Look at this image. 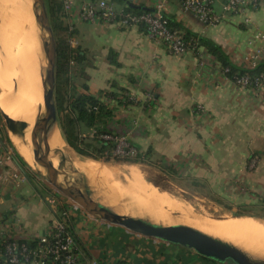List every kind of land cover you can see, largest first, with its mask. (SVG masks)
Segmentation results:
<instances>
[{"label": "crops", "instance_id": "1", "mask_svg": "<svg viewBox=\"0 0 264 264\" xmlns=\"http://www.w3.org/2000/svg\"><path fill=\"white\" fill-rule=\"evenodd\" d=\"M111 1L115 4L116 0ZM118 1L117 9H126L127 2L145 7L144 0ZM215 9L219 10V2ZM166 16L178 28L219 44L233 63L240 62L246 41L255 31L264 33V0L251 12V24L228 14L216 25H204L191 12H183L179 0L171 2ZM71 36V46L85 53L80 62L85 79L76 82L79 91L96 96L99 90L123 88L139 99L144 88L152 93L147 106L138 102L117 107L119 121L138 122V130L129 136L137 149L185 166L186 175L195 179L218 180L219 195L240 194L247 198L245 202L254 196L264 199V91L255 94L235 86L210 53L202 65L193 52L170 54L140 26L123 28L75 20ZM110 52L116 62L109 61ZM83 83L87 89L81 87ZM197 104L204 106L205 114L196 112ZM11 142L21 156L28 155L29 163L33 161L32 145L24 142L23 153ZM251 156L256 157V164L249 168ZM52 159L57 164L54 155ZM17 162L16 169L25 180L4 189L0 218L15 212L30 237L43 234L54 219L45 201L53 190L33 170ZM11 170L0 166V174ZM237 200L236 205H243ZM73 222L82 244L81 264H219L187 248L100 219L75 217Z\"/></svg>", "mask_w": 264, "mask_h": 264}, {"label": "built area", "instance_id": "2", "mask_svg": "<svg viewBox=\"0 0 264 264\" xmlns=\"http://www.w3.org/2000/svg\"><path fill=\"white\" fill-rule=\"evenodd\" d=\"M173 0H144V10L134 12L127 9H117L111 0H61L62 24L67 32H72L75 20H83L90 24H116L123 28L143 26L146 34L154 41L165 45L172 55H183L193 52L198 58V64H204L207 51L195 45L191 39L183 38V30L169 26L166 16L168 7ZM262 0H179L183 12H191L204 25H216L228 14H236L245 24H251V12ZM219 2V10L215 4ZM72 45L73 39L69 34ZM230 59V58H229ZM264 60V33L255 31L246 41L245 52L239 63L241 67H255ZM225 76L228 67L221 68ZM235 86L252 90L255 94L264 91V72L257 75L240 74L227 76ZM123 101L141 102L147 106L152 100V93L144 88L142 98L133 92H123L118 96ZM102 102L116 105L111 96H105ZM196 112L205 114L204 106L197 104ZM117 108L105 126L94 124L88 127L89 138L111 143L109 153L116 158H136L139 150L130 142L129 136L137 131L139 126L136 119L128 122L118 120ZM256 164V157L251 156L249 168ZM0 166L11 167L13 170L0 174V198L6 187L18 186L25 180L16 166L18 162L12 149L4 141L0 146ZM55 193V192H54ZM54 216L53 222L46 232L30 237L20 223L15 212L10 211L7 218H0V264H81L82 248L76 243L72 234L65 226L63 215L71 218H93L77 204L63 195L52 194L45 198ZM63 208V211L61 210ZM30 241L33 244L30 245ZM95 264V263H93Z\"/></svg>", "mask_w": 264, "mask_h": 264}, {"label": "rangeland", "instance_id": "3", "mask_svg": "<svg viewBox=\"0 0 264 264\" xmlns=\"http://www.w3.org/2000/svg\"><path fill=\"white\" fill-rule=\"evenodd\" d=\"M20 1L18 0V6L14 11L15 13H13L11 17L8 14L11 9L10 8L9 10L3 9L5 8V5L8 6L6 0H3L2 2L0 0V3L4 2L3 4H5V5L0 4V8H1L0 9V78H1L3 90L4 91L7 90L6 93H7L8 102H11L12 100H14L16 96V87L19 82L18 73L20 70L18 67L22 68L23 66L21 62L22 60L19 57V54L16 53V51L17 52L19 51L20 49L19 47L21 45L23 47L27 45L26 48L27 50L29 49L27 54L29 56H30V52H29L30 49H32L33 52L36 51L34 53L35 55L34 57H35L36 65L38 67V72L41 76H42L41 68L44 64V56L42 54L41 47L39 43L36 42L38 40V38L36 40V36L38 37V34L36 31L37 27H36L33 15L31 16L32 17L31 20L33 21V30L31 33L35 34L36 32L37 35H35V40H33L32 38L34 37V35L30 34V18L31 17H30V13L28 12V8L30 6V0H20ZM24 4H25V7L23 6ZM119 5H121L120 1L116 0L115 6H119ZM19 8L21 10L23 8L22 12L20 11ZM16 13H17V17H16ZM18 17H21V18H18ZM13 20H16V21H13ZM30 35H33V36H30ZM62 36H65V34L63 33ZM20 38H22L23 40ZM18 39H20V41H18ZM21 40L23 41V43ZM32 40L34 41V44ZM25 42L27 43L25 44ZM28 42H30V44H28ZM35 42L36 44L37 43L38 44L35 45ZM28 45H30V47H28ZM15 54L17 56H15ZM12 55H14L15 57ZM13 62L19 65L13 66L14 64ZM54 98H55V88H54ZM55 103H56V100H55ZM17 107L18 106L14 107V110H13L15 115L20 114V112L16 110ZM3 113L4 112L0 108V133L3 137V141L6 143V145L9 148L12 149L13 153L15 154L17 150L15 149L14 145L12 144L10 140L9 133L11 132L8 130V128L5 125V122L2 116ZM63 114H64L63 111H59V112L57 111L56 129L58 130L59 134L61 133L60 119L62 118ZM87 130L88 128H83V127L81 128V132L79 136L84 140L89 139L87 135ZM60 136L64 140L61 134ZM69 148L71 149V153L74 158L84 157V156L77 154L70 146ZM26 156L28 155L25 154V157ZM25 157L22 156V158H24L23 160L26 162L25 166L33 170L37 174V176H39L43 181H45L41 177L36 165L33 164V161L30 160V163H29ZM162 160L164 159H160V158H157V156L151 155L147 158L148 163L136 162L138 166L143 167L142 170H144V168L145 170H147V171L145 170L143 171L145 182H141V181L140 183L139 182L138 183L137 182H127V184H125L126 182L122 184L121 182H117L116 184L112 182L114 185H112L110 182H109L110 184H108V182L102 178H95V179L90 180L89 178L85 176V174L80 173L75 168L69 167L65 164L64 165L66 166V169L67 168L69 169L68 171L70 173L71 179L83 180L84 182L88 184V187L90 188L94 199L99 200L101 203L105 205L111 206L115 211L122 213V214L125 213V214L133 215V216H142V217H147L149 219H161V217H165L171 220V222H169L170 224L182 223V224L190 225L192 227H197L195 226L196 224H194V221H197V220L206 221V222H214L222 218L233 217L234 215H239V214L264 216V208H263L264 205L260 199L259 200L256 199L259 197L254 196L253 197L254 200L245 202L243 199L246 200L247 198H242L241 197L242 195L240 194L239 196H234V194H232L233 196L232 195H219L216 193L217 187L215 186L218 180L208 181V180H202V179H197V178L195 179L191 175L189 176L186 175L187 168L185 166L181 165L182 167H179L177 163H172L171 161H168V159L164 161ZM107 163H108L107 166H111L113 168H121V167H124L125 165L131 164L130 162H115L114 160H110ZM163 165L165 166L170 165L169 167L172 170H167V171L162 170L161 166ZM105 183L109 185L107 188H109L110 185L112 186L111 187L112 189L109 188V190L111 189L112 191H108L106 189L105 186L107 185ZM47 185L51 187V190H53L51 195L52 194L63 195L58 190H56L54 187L49 185L48 183ZM137 189L139 191H137ZM150 194H152V197L156 195L155 196L156 200L153 199L150 202V204L149 202L148 203L146 202L144 204V202L139 199L141 195H143L145 198H149L151 197ZM131 196L133 197L132 199H131ZM237 199L239 200V202H241L242 200V202H244L243 205L241 204L236 205ZM129 201L134 202V203L130 205V203H128ZM146 205L147 207H145ZM143 206L145 208H143ZM182 219H184V221ZM239 223L245 224V225L239 226L237 228L236 227L227 228L224 231L217 232V234L220 236L221 239L232 242L233 244L239 246L240 248L248 251L250 254L264 256V242L259 241V238L260 237L262 238L263 236L262 234H258V236L255 235L253 236V238L249 239L248 241L244 239L240 241L239 245L234 243L235 242V240H233V238L235 237L234 233L238 234V233H241L247 230H253L257 228L256 226H255L256 228L249 227V226L247 227L248 224L245 222H239ZM239 235L240 234L236 236H239ZM256 238H257V242H256ZM253 239L255 240L253 241Z\"/></svg>", "mask_w": 264, "mask_h": 264}, {"label": "water", "instance_id": "4", "mask_svg": "<svg viewBox=\"0 0 264 264\" xmlns=\"http://www.w3.org/2000/svg\"><path fill=\"white\" fill-rule=\"evenodd\" d=\"M127 4L134 6L130 2ZM31 10L44 56L42 66L43 105L32 128V156L34 164L45 182L68 197L93 218L121 226L132 233L187 248L199 256L219 264H264V258L252 255L232 242L207 234L190 225L164 224L147 217L119 213L111 206L94 199L86 182L71 179L69 169H66L64 164L58 162L54 165L52 161L48 160V134L57 127V109L54 98L56 39L47 1L32 0ZM2 116L8 130L17 134L15 125L18 123H15V120L5 113ZM22 125L24 124L22 123Z\"/></svg>", "mask_w": 264, "mask_h": 264}, {"label": "trees", "instance_id": "5", "mask_svg": "<svg viewBox=\"0 0 264 264\" xmlns=\"http://www.w3.org/2000/svg\"><path fill=\"white\" fill-rule=\"evenodd\" d=\"M46 1L52 28L56 37L55 100L57 111L64 112L62 118L60 119L62 137L68 146L72 147L77 153L84 155V157L87 156L93 160L100 162H109L110 160H114L115 162L148 163L147 158L150 156L149 151H142L138 149L140 152L138 156L133 159L116 158L112 157L109 153L111 143L94 138L84 140L79 136L82 127L88 128L94 124L105 126L118 106H128L132 104V102L123 101L118 98L121 93L127 92V90L123 88L99 90L96 96L81 92L77 89L76 82L78 79H85L83 70L80 67V62L85 57L84 50L79 47H73L70 44L69 34L71 32H67L62 24L60 12L62 6L61 0ZM126 9L134 12H141L145 8L142 6L128 5L126 6ZM169 26L174 29H181L178 28L176 23L170 22V20ZM64 32L65 36H62L61 33ZM183 38L186 40L191 39L195 42L196 47L200 46L206 49L208 53L214 56L215 60L219 63L220 68L228 67L226 75L229 77L240 74L257 75L264 72V60H261L255 67H241L233 63L229 59L228 55L223 51L221 46L209 38L184 30ZM108 59L110 62H116L113 58H111V52ZM81 87L83 89H87V85L85 83H83ZM105 96H111L116 105H109L102 102V99ZM0 139L3 141L1 134ZM15 157L21 164H26L17 152L15 153ZM164 166L165 165L161 166L162 170H172L169 167L170 165H166V168ZM261 202L264 205V199L261 200ZM61 210L63 211L62 207ZM62 218L64 219L67 230L72 234L76 243L82 247L80 239L74 231L73 218L67 215H63ZM32 244L33 241H30V245Z\"/></svg>", "mask_w": 264, "mask_h": 264}, {"label": "bare ground", "instance_id": "6", "mask_svg": "<svg viewBox=\"0 0 264 264\" xmlns=\"http://www.w3.org/2000/svg\"><path fill=\"white\" fill-rule=\"evenodd\" d=\"M2 1L3 0H1V2ZM6 2H7L8 6L3 4L4 2L0 3V4L5 5V8H3L5 10L6 9L9 10V8L11 9L8 14L12 17V14L15 13L14 11L18 6V0H6ZM31 5H32V0H30V6L28 8V12L30 13V17L33 15L32 10H31ZM23 6L25 7V4ZM8 10H7V12H8ZM22 10H23V8H22ZM22 10L20 9L21 12H22ZM17 11H19V10H17ZM17 13H16V17H17ZM19 14H21V13H19ZM6 18H7V16H6ZM18 18H21V17H18ZM31 19H32V17L30 18V34H33V33H31L33 30V21ZM13 21H16V20H13ZM33 35H34V37H32V38H33V40H35V35H37L36 32ZM33 35H30V36H33ZM37 38L38 37L36 36V40H37ZM20 39H22V38H20ZM20 39H18V41H20ZM33 40H32V42L34 44ZM36 42L39 43L38 40ZM36 42H35V45L38 44V43L36 44ZM22 43H23V41H22ZM26 43L27 42H25V44ZM28 44H30V42H28ZM19 45H21V44H19ZM26 46H24V47L22 45L20 47L17 46L20 49L18 52L16 51V53L19 54V57L22 60L21 62L23 64V66H22V68L18 67L20 69L19 73H18L19 74L18 75L19 82H18V85L16 87V96H15L14 100H12L11 102H8V100H7V93H6L7 90L6 91L3 90L1 78H0V108L5 114H7L9 117H11L13 120H15V123L16 122L18 123L15 125V128L17 129L18 133L17 134L9 133V135L11 137V140L15 144L16 148L23 153L26 152L24 150L25 149L24 147L26 145L23 146L24 142L27 143L28 145H32V140H33L32 128L34 126L36 116L42 111L41 107L43 105L42 78H41L42 76L38 72V67L36 65L35 57H34L35 56L34 53L36 51L33 52V50L30 49V51H29L30 56H29L27 54L29 49L27 50ZM28 47H30V45H28ZM11 52H12V50H11ZM12 54H14V53H12ZM12 56H14V55H12ZM15 56H17V55L15 54ZM29 57H30V59H29ZM14 61H16V60H14ZM14 65L16 66L17 63L16 64L14 63L13 66ZM16 106H18L17 107L18 111H22L19 115L14 114L13 110H14V107H16ZM22 108H23V110H22ZM22 123L24 125H22ZM22 137L25 138L26 141H24V139ZM48 145H49V151H48L47 157H48V160L52 161L54 165H56V163H55V161H53L52 155H54L57 163L60 162V163L65 164L69 167L75 168L80 173L85 174V176L87 178H89L90 180L95 179V178H102V179H105L108 182V184L111 183L112 185H114L112 182H114L115 184L117 182H121V184L125 183V182H126L125 184H127V182H137V183L138 182L140 183V181L145 182L144 172H143L145 170V168H144V170H142L143 167L138 166L136 163H131V164L125 165L124 167H121V168H113L111 166H107V164H108L107 162H100L97 160H93L90 158H84V157L74 158L72 153H71V149L69 148L68 144H66V142L61 138L56 127L51 132H49V134H48ZM31 153H32V147H31ZM77 154H79V153H77ZM79 155H81V154H79ZM81 156H84V155H81ZM33 164H34V160H33ZM145 171H147V170H145ZM95 183H96V181H95ZM105 184L107 185V183H105ZM108 186L109 185L105 186L106 189L108 191H112L111 190L112 186L110 185V187H109V188H111L110 190H109V188H107ZM137 191H139V190L137 189ZM140 192H138V193H140ZM138 193H136V194H138ZM154 193H155V191H154ZM154 193H153V195H154ZM150 196L151 197H149V198H145L143 195H141L139 197V199L142 200L144 202V204L146 202L147 203L149 202V204H150V202L153 199H155L156 195L152 197V194H150ZM132 198L133 197L131 196V199ZM128 203H130V205H131L134 202L129 201ZM136 203H138V202H136ZM149 204H148V206H149ZM145 207H147V205ZM145 207L143 206V208H145ZM161 219H150V220L161 222L164 224H170L169 222H171L170 219L165 218V217H161ZM182 220L184 221V219H182ZM239 222L247 223L248 224L247 227L248 226L249 227H255L256 226L257 228L255 227L256 229L247 230V231L238 233V234H240L239 236H236L238 234L234 233L235 234V237L233 238V240H235L234 243L239 245L240 241H242L244 239H246L248 241L249 239L253 238V236H255V235L258 236V234L263 235L262 238L261 237L259 238V241L264 242V216L239 214V215H234L233 217L222 218V219H219V220L214 221V222H206V221H201V220L198 221L197 220V221H194V224H196L195 226H197L194 228H197V229H199V230H201L207 234H210L212 236L218 237L219 235L217 234V232H219V231H224L227 228H234V227L237 228L239 226L245 225V224H240ZM219 238H220V236H219ZM257 238H256V242H257ZM254 240L255 239H253V241ZM255 256L264 258V256H259V255H255Z\"/></svg>", "mask_w": 264, "mask_h": 264}]
</instances>
